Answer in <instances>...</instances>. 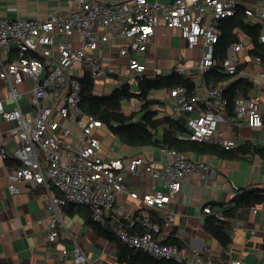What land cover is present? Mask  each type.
<instances>
[{"label": "built area", "instance_id": "2783aa9c", "mask_svg": "<svg viewBox=\"0 0 264 264\" xmlns=\"http://www.w3.org/2000/svg\"><path fill=\"white\" fill-rule=\"evenodd\" d=\"M69 2V6H60L42 19L0 20V83L14 103L12 108H4L0 103V116L12 123L9 133L19 141L14 150L19 165L10 176L12 181L8 188L11 193L18 192L13 181L44 188L48 193L50 218L48 241L56 243L64 229L73 245L69 250L62 249V253L70 255L74 264L96 263L80 245L78 231L66 224V205L87 206L92 220L101 221L121 195L142 201L139 216L142 231L132 232L120 223L115 230L117 238L157 260L184 264L187 258L181 248L166 243L175 216L170 204L181 191L184 180L196 172H203L209 164L167 145L159 146L163 156L160 166L141 157L130 159L128 163L121 158L104 157L102 140L96 134L103 123L81 106V73L89 72L94 80L120 74L109 65L110 60L103 51L108 42L118 39L121 42L119 56L129 75L136 80L166 75L157 63L150 65L143 56L156 45L155 36L161 24L175 28L187 47L200 54L193 67L177 64L167 72H176L194 82L191 93L184 85L168 89L174 116L185 118L189 139L218 143L228 149L236 147V140L218 135V130L225 123L236 128L243 124L252 128L263 126L261 95L254 92L249 97L236 98L234 113L230 114L225 110L227 82L211 85L205 74L216 65L218 25L222 19L236 14L240 0ZM245 13L262 25L259 41L264 43V2L245 7ZM246 47L243 40L231 42L222 71L236 74ZM178 59L183 60L182 57ZM75 64L79 65L75 67ZM28 79L32 84L22 90L21 86ZM121 80L126 82L128 78L122 75ZM25 95L34 109L31 117L21 108ZM0 153L6 156L7 151L2 148ZM128 176L161 180L162 188L140 194L129 189ZM52 189L60 194L52 193ZM156 209L163 212L160 220L154 219ZM203 210L206 214L213 211L211 206ZM251 211L258 212V206H252ZM217 217L226 218L220 212ZM193 257L194 264H215L212 258H205L200 249L194 251ZM227 264L245 262L238 257Z\"/></svg>", "mask_w": 264, "mask_h": 264}, {"label": "crops", "instance_id": "0c3cea01", "mask_svg": "<svg viewBox=\"0 0 264 264\" xmlns=\"http://www.w3.org/2000/svg\"><path fill=\"white\" fill-rule=\"evenodd\" d=\"M102 1L113 4L121 0ZM263 2L264 0H240V6L245 8ZM69 4V0H0V20L3 18L42 19L52 10L60 6H69ZM248 19L252 23H259L256 19ZM155 42L156 45L143 56V59L148 60L150 65L157 63L162 74H167L177 64L193 67L197 63L200 52L190 50L177 29L161 24L156 32ZM120 43L118 39L110 41L103 50L110 60L109 65L120 74L99 79L105 80L107 86H113L112 90L127 83L136 89L138 80L128 74V68L119 56ZM251 46L247 45L242 52L240 64L244 63L245 66L236 78H247L253 84L254 92L260 93L264 119V77L262 76L264 60L259 56L249 55L248 47ZM179 57L183 60L179 61ZM258 57L260 61L257 60ZM84 74L85 71L81 73V77ZM122 75L128 78V81L121 80ZM99 79L95 80L96 89L102 86L98 83ZM31 84L32 80L28 79L21 89L26 90ZM163 90L164 97L158 94L159 91L153 93L155 98L162 101L157 107L160 126L164 125L165 116H174L168 89ZM133 100L135 99L124 101L126 113L139 108L140 102L136 99L137 102L133 104ZM0 103L4 108L14 106V103L8 99L7 89L2 83H0ZM21 108L29 117L34 113L27 95L21 100ZM11 125V122L5 121L0 116V152L2 148L7 151L6 156L0 153V264H74L70 255L64 256L62 253V249L69 250L73 245L64 229L61 230L60 238L56 243L48 241L50 218L47 208L48 193L44 188H33L24 181H13L19 188L17 193H11L8 188L12 181L10 176L19 165V160L14 155L19 141L17 137L9 133ZM96 134L102 140V155L106 158H121L128 163L130 159L141 157L155 166H160L163 161L159 146H127L104 126L99 128ZM218 135L236 140L237 146L249 141L258 149L264 147V124L258 128H252L247 124L236 128L230 123H225L220 126ZM188 155L208 163L209 167L203 172L188 176L182 184L181 191L170 204L175 216L168 234L181 242V251L187 258L184 264H194L193 253L196 249H200L205 258H212L215 264H227L238 257L245 264L264 263L262 247L264 203L258 206L256 213L248 208L240 211L236 218L230 219L233 225V242L228 251H224L218 240L205 229L207 214L203 210L205 206H211L218 212L219 206L231 205L233 197L244 189H264V158L253 152L235 158L194 152ZM126 181L129 189L138 191L140 194L162 188L161 180H154L152 177L145 180L128 176ZM52 193L60 194L57 189H52ZM70 204L65 207L66 224L78 231V241L87 256L96 264H127L118 259L116 240L106 238L95 230L91 222L92 218L90 219L89 208L84 205ZM141 207L140 199L121 195L114 206L105 212L102 220L107 221L114 232L120 223L132 232H140L142 231L139 223ZM162 214L160 210L153 211L155 220H160ZM172 262L167 264H173Z\"/></svg>", "mask_w": 264, "mask_h": 264}, {"label": "trees", "instance_id": "16d2710c", "mask_svg": "<svg viewBox=\"0 0 264 264\" xmlns=\"http://www.w3.org/2000/svg\"><path fill=\"white\" fill-rule=\"evenodd\" d=\"M262 30L260 23L249 21L245 8L239 6L236 14L220 21L218 25L219 40L215 45L216 65L206 72V80L211 85L220 82H227L224 88V95L227 98L226 112L233 114L235 100L238 97H249L254 93L253 84L245 77L236 75L244 68L245 64H239L238 72L234 75L222 71L223 61L229 44L234 41L243 40L248 47L250 56H259L264 60V43L259 41ZM82 85L83 110L100 119L103 126L111 134L117 137L122 143L130 147H146L167 145L181 153L213 154L224 158H235L246 156L249 153H256L264 158V147L256 148L246 141L233 148H225L218 143L204 141L197 142L188 138L190 133L184 117L165 116L164 125H159L158 106L161 100L154 97V92L169 89L177 85H184L188 93L194 89V82L183 78L176 72L166 75H159L156 78H143L137 81L136 89L131 84H123L109 94H96V82L85 72L80 78ZM137 99L140 102L139 108L130 113L124 111V101ZM264 203V189L256 188L243 190L233 197L231 205L219 206V211L226 218L219 219L216 209L207 214L205 219V229L221 244L224 251H228L233 242V225L230 219L239 216L240 211H244L252 206H260ZM71 205V204H70ZM68 205V206H70ZM91 219V215H90ZM98 234L116 240L117 255L120 262L127 264H167L172 261L157 260L144 251H137L122 242L113 231L107 221H92ZM166 243L177 244L181 248V242L173 236H168ZM264 250V240H263ZM173 264H182L172 262Z\"/></svg>", "mask_w": 264, "mask_h": 264}, {"label": "rangeland", "instance_id": "374dc122", "mask_svg": "<svg viewBox=\"0 0 264 264\" xmlns=\"http://www.w3.org/2000/svg\"><path fill=\"white\" fill-rule=\"evenodd\" d=\"M192 60H194V59L192 58ZM78 65H79V64H75V67L78 66ZM98 83H99L100 85H102V86H100L99 88L96 89V94H98V95L109 94V93L111 92V90L113 89V86H107L105 80H103V79H102V80L99 79V80H98ZM104 83H105V84H104ZM158 94L163 95V97H164V95H165V91H164V90H161V91L158 92ZM163 97H162V98H163ZM132 102H133V104H135V103L137 102V100L135 99V100H133ZM165 105H167V104L165 103ZM104 130H105V129H104ZM106 137H107V136H106Z\"/></svg>", "mask_w": 264, "mask_h": 264}]
</instances>
